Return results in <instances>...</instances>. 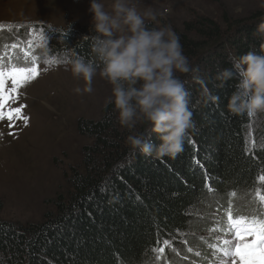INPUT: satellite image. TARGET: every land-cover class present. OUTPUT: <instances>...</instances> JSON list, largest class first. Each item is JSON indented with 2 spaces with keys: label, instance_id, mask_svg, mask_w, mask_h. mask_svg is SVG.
I'll list each match as a JSON object with an SVG mask.
<instances>
[{
  "label": "trees",
  "instance_id": "obj_1",
  "mask_svg": "<svg viewBox=\"0 0 264 264\" xmlns=\"http://www.w3.org/2000/svg\"><path fill=\"white\" fill-rule=\"evenodd\" d=\"M262 21L264 9L245 17L225 11L219 19L199 15L176 32L190 63L189 73L176 75L189 93L194 123L176 156L133 151L126 143L132 133L120 125L113 103L99 120L81 118L78 131L92 142L83 149L82 170L74 168L68 177L71 192L58 194L54 210L40 222L0 219V264H157V247L164 248L158 264H187L191 258L205 264L208 251L197 257L186 251L191 246L179 249L182 234L202 230L201 224L210 228L213 210L229 199L251 205L253 190L264 184L258 179L264 175V112L231 113L227 105L238 78L217 79L232 68L230 55L264 54V35L257 31ZM95 35L82 27L53 29L46 47L72 62L99 65L92 52ZM206 93L219 100L213 103ZM134 132L160 143L146 123ZM201 215L206 221H198Z\"/></svg>",
  "mask_w": 264,
  "mask_h": 264
},
{
  "label": "rangeland",
  "instance_id": "obj_2",
  "mask_svg": "<svg viewBox=\"0 0 264 264\" xmlns=\"http://www.w3.org/2000/svg\"><path fill=\"white\" fill-rule=\"evenodd\" d=\"M101 2L106 11H111L113 0ZM131 6L141 14H156L159 24L148 20L150 27L171 26L177 32L199 15L219 19L228 11L234 16H248L255 9H264V0H131ZM89 7L90 0H0V55H22L11 45L24 47L32 40L40 67V75L20 89V98L13 105L26 106L23 113L29 118L27 125L23 120H17L14 126L7 120L0 121L2 220L20 225L42 221L46 212L54 210L53 199L71 192L68 177L72 170H82L83 149L92 139L79 133L78 122L81 118L102 117L112 85L97 72L88 92V81L73 75L69 56L51 54L46 45L53 29L73 26L93 30ZM49 60L54 63L49 65ZM210 218L214 219V212ZM197 219L206 221L202 215ZM200 228L182 234V252L189 246L202 253L208 251L206 243L212 234L203 224ZM200 235L204 237L201 243ZM192 261L200 260L191 258L187 264Z\"/></svg>",
  "mask_w": 264,
  "mask_h": 264
},
{
  "label": "clouds",
  "instance_id": "obj_3",
  "mask_svg": "<svg viewBox=\"0 0 264 264\" xmlns=\"http://www.w3.org/2000/svg\"><path fill=\"white\" fill-rule=\"evenodd\" d=\"M89 12L97 34L92 52L99 65L76 59L71 66L73 75L88 81V92L97 72L112 85L108 103L115 105L120 125L132 133L126 143L133 151L157 158L176 156L194 127L189 93L176 75L190 71L180 37L171 26L149 27L148 20L159 24L156 14L139 13L131 0H113L111 11L105 10L101 0H90ZM257 31L264 35V21ZM230 59L232 68L217 77L222 81L238 78L236 91L228 101L229 111L249 116L264 112V54L248 51L239 57L230 55ZM206 96L213 103L219 100ZM138 123L148 124L160 143L152 145L135 133Z\"/></svg>",
  "mask_w": 264,
  "mask_h": 264
},
{
  "label": "snow or ice",
  "instance_id": "obj_4",
  "mask_svg": "<svg viewBox=\"0 0 264 264\" xmlns=\"http://www.w3.org/2000/svg\"><path fill=\"white\" fill-rule=\"evenodd\" d=\"M2 27V26H0ZM12 49H20L22 55H0V121L7 120L14 126L17 120L25 125L28 117L24 115V105L13 107L24 88L40 75L37 56L33 54V41L28 40L24 47L12 44ZM49 65L54 61H46ZM264 182V175L258 177ZM235 197L236 193L229 194ZM252 204L242 207L229 199L226 204L217 205L213 210L214 219L208 231L212 234L206 243L208 255L203 257L208 264H264V184L253 190ZM164 245L171 248L169 241ZM157 264L164 253L163 247L153 250ZM172 251H176L172 248ZM187 252L201 257V252L189 247ZM182 259L187 260L188 257ZM191 264H198L192 261Z\"/></svg>",
  "mask_w": 264,
  "mask_h": 264
}]
</instances>
